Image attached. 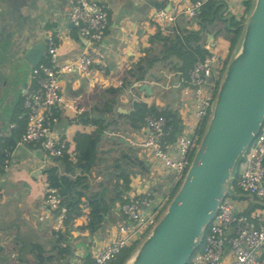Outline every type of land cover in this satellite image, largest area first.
Segmentation results:
<instances>
[{"label":"crops","instance_id":"obj_1","mask_svg":"<svg viewBox=\"0 0 264 264\" xmlns=\"http://www.w3.org/2000/svg\"><path fill=\"white\" fill-rule=\"evenodd\" d=\"M108 1L111 5L109 27L102 44L108 54V68L103 72L99 65H95L90 75L82 72L64 74L62 85L65 93L76 107L84 109L82 114L91 120L97 118L99 109L115 97L114 108L119 113H124L121 109L132 111L133 99L143 100L158 107L169 106L179 111L184 122L187 112L182 107L181 89L189 81V72L185 77L178 71L177 58L155 63L145 81L152 87L151 93L139 90V93L126 92V97H117L109 90L122 87L126 71L139 60L144 50L155 46L153 39L158 33L163 36L174 33L182 35L188 31L200 32V36L212 34L214 38L209 36V40L215 42L216 48L223 52L226 36H220L219 30L210 29L223 24V30L226 31V27L232 23L230 18H225L227 11L223 8L220 17L210 27L206 15L202 17V12L195 17L181 13L175 24L166 25L163 30L154 19L155 12L160 9L171 11L174 7L184 8L192 0ZM216 4L227 6L226 2ZM69 8V0H0V152L11 154L9 167L0 170V264H68L78 255L86 257L87 264H93V254L98 247L108 242L127 222L119 203L113 207H118L117 213L112 216L107 214L102 227L95 233L85 228L82 230L85 220L81 216L74 220L75 227L70 230H66L65 225L57 229L52 216L42 219L48 214L45 201L47 170L58 167L62 174H66V165L60 160L62 158L46 155L38 145L21 142L27 127L24 94L33 83L31 75L34 66L26 59L27 52L35 44L46 42L49 36H54L60 46L58 60L63 62L79 56L89 44L70 21ZM202 11L204 15L206 9ZM229 51L225 48L223 53L228 52L229 55ZM174 85L180 91L176 92ZM82 114L62 116L55 126L73 150H77V133H92L95 130L92 123L76 121ZM100 114L106 121L118 120L116 117L111 118L113 114L109 112L100 111ZM14 123L18 125L17 128L12 126ZM120 125L125 126L124 132L131 133L135 139L125 141L126 134H115L116 131L111 128L105 133L102 146L110 134L121 135V142H130L129 149L123 150V153L132 154L142 163L136 171L131 170L135 173L130 174L128 195L144 190L165 193L170 176L160 166L157 167L160 173L155 172L152 185L146 183L147 174L156 163L151 159L150 152L138 145L145 137V128L135 132L123 119L114 127L120 128ZM102 155L100 164L88 175V195L101 190V166L106 163L104 159H107L105 154ZM161 173L163 177L159 180ZM169 187L171 190L172 186ZM236 192L240 211L247 214L259 211V215L264 217L263 203L241 194L239 190ZM59 230L66 233L63 242L57 234ZM37 247L44 248L43 255L36 252ZM68 247H71L70 253L64 250Z\"/></svg>","mask_w":264,"mask_h":264},{"label":"built area","instance_id":"obj_2","mask_svg":"<svg viewBox=\"0 0 264 264\" xmlns=\"http://www.w3.org/2000/svg\"><path fill=\"white\" fill-rule=\"evenodd\" d=\"M211 2H226V7L222 4L224 10L239 25L243 24L251 8L250 0H192L184 8L157 10L154 19L165 30L166 25L175 24L181 13L188 17L198 16ZM69 5L70 21L89 44L76 58L61 62L58 60V41L54 36L48 37L46 56L32 69L33 83L25 90L27 127L21 142L38 145L51 158L68 154L69 159L76 163L78 151L68 147L67 139L59 134L55 126L62 116L79 115L84 109L76 107L67 96L62 76L73 72L90 75L95 65H99L103 72L107 70L109 58L102 44L109 27L111 5L108 0H69ZM228 57V53L213 48L209 55L197 61L189 70V81L181 89L182 107L187 116L175 138H172V127L167 125L164 116H146L145 137L138 145L149 151L151 159L157 164L147 174L146 183L152 185V178L156 171L160 173L157 169L160 166L170 176L167 190L165 193L148 190L130 193L127 202L120 204L121 212L127 217L126 225L98 247L93 254V264H109L124 248L135 245L163 214V208L171 200L169 186L182 183L199 146L204 120H208L215 102V84L221 82ZM12 126L18 127L16 123ZM10 157L11 154L7 152L4 161L0 162V170L9 167ZM162 177L163 173L159 175V180ZM45 185L48 214L42 219L52 216L55 227L62 228L69 209L62 204L59 190L48 180ZM230 190L231 193L225 196L203 232L197 247L201 251L196 254L195 250L187 264H264V217L259 215V211L249 214L240 211L236 192L239 190L241 194L264 204V124L257 138L239 159L231 177ZM81 208V217L90 220L91 208L86 199ZM68 264H87V260L83 255H78Z\"/></svg>","mask_w":264,"mask_h":264},{"label":"water","instance_id":"obj_3","mask_svg":"<svg viewBox=\"0 0 264 264\" xmlns=\"http://www.w3.org/2000/svg\"><path fill=\"white\" fill-rule=\"evenodd\" d=\"M46 50V42L35 44L26 59L35 67L44 59ZM137 85L146 93L152 91L147 82ZM263 124L264 0H252L185 178L125 264H187L221 202L231 193L236 164Z\"/></svg>","mask_w":264,"mask_h":264},{"label":"trees","instance_id":"obj_4","mask_svg":"<svg viewBox=\"0 0 264 264\" xmlns=\"http://www.w3.org/2000/svg\"><path fill=\"white\" fill-rule=\"evenodd\" d=\"M249 5L250 7L252 6V0H250ZM206 7V13L203 15L202 11L201 15L202 17L206 15V19L208 20L207 23L210 27L215 23L216 18L220 17V5L213 2ZM204 20L205 19H203L202 22H204ZM242 30L243 26L233 23V21L226 27L227 41L230 49L229 57L239 43ZM205 37L200 36V32L195 31H188L182 35L174 33L170 36H163L161 33H158L153 39L155 46L144 50L139 60L133 63L131 68L126 71L127 74L123 77L124 82L122 87L111 88L109 92L115 93L117 97H120V95L126 97L128 88H131L135 83H145L155 63L162 60L172 61L174 58H177L179 61L177 63L178 71L187 77L193 65L210 54L208 46L205 45L210 41H207ZM139 90H137L138 93ZM115 100V97L111 98L104 108H101V110L99 109L96 114L97 118L91 120L87 115L82 114L78 117V120H76L79 123H92L95 126V130L92 133L80 132L75 136L78 151V160L76 163L69 160L68 154L61 157L62 159L60 160L66 165V174H62L58 167L47 170V180L52 186L59 190L63 198L62 204L66 205L69 209L68 218L64 224L66 230L74 228V220L82 215L83 209L81 208V204L84 199L89 202L91 208L89 213L90 220H85V224L81 228L82 230L85 228L91 233L97 232L100 227H102L105 216L111 213L115 204H123L128 200L127 196L131 184L130 174L135 173L132 171H136L137 167L142 166V163L132 154L123 152L120 157L115 160L120 168L116 165L119 173L111 176L109 180L113 184L107 185L108 182L102 181L99 185L100 191L95 192L93 195L87 194V190L90 189L88 175L93 171V168L102 161L101 157L104 153L102 143L106 135L105 133H107L109 128H114L115 125L118 126L123 119V122L129 123L133 131H140L145 127L146 116L152 115L164 116L166 118L167 125L172 127V138H175L176 134L181 131L183 125L182 116H180L179 111L169 106L158 107L153 103L133 99V110L130 111L129 114H124L119 113L118 109L114 108ZM100 111L109 112L111 115L113 114L111 118L116 117L119 121L116 119L106 121V119L102 117V114H100ZM205 128L206 125L204 129L202 128L203 132ZM203 132L201 130L202 134ZM5 154L6 152H0V162L4 161ZM78 229L80 230V228ZM57 234L60 236L61 242L65 241L66 233H61L59 230ZM138 245L136 247L134 245V247L131 246L129 250L125 251V255L121 260L118 259L112 264H125L135 252ZM36 249L37 253L39 252L40 255H43L45 251L44 248L37 247ZM52 249L54 248L52 247ZM64 250L70 253L71 247H68V249L65 248Z\"/></svg>","mask_w":264,"mask_h":264},{"label":"rangeland","instance_id":"obj_5","mask_svg":"<svg viewBox=\"0 0 264 264\" xmlns=\"http://www.w3.org/2000/svg\"><path fill=\"white\" fill-rule=\"evenodd\" d=\"M223 8H224V5H220V9H219V15H220V12L223 10ZM251 8H252V6H251ZM248 14L249 13H247L246 14V16H245V18H244V22H245V20H246V18H247V16H248ZM225 15H226V17L225 18H230L229 17V15L227 14V13H225ZM232 21H233V19L232 18H230ZM243 22V23H244ZM233 23H235L234 21H233ZM215 24V23H214ZM219 26L217 27V28H214V29H210V30H212V31H215V30H219V32L221 33L220 34V36L222 35V36H226V38H227V34H226V31L225 30H223V24H218ZM239 25V24H238ZM240 26H243V24L242 25H240ZM169 33V32H168ZM209 33V32H208ZM211 33V32H210ZM212 34H209L208 36H204L206 39H207V41L209 40V36H211ZM210 41V40H209ZM226 41V43L224 44V49H223V52L225 53V48L227 49V50H229V43H228V41H227V39L225 40ZM206 46H209V45H211L212 47H208V49L209 50H212L213 48H214V50H217V45L215 44V42L213 43V42H207V44H205ZM226 53H228V52H226ZM164 61H166V60H164ZM165 81V80H164ZM144 83V82H143ZM177 83V82H176ZM219 83H220V81H219ZM218 82H216V84H215V88H214V93L215 92H217V90H218V84H219ZM138 83H135L133 86H132V88H128V90H127V93H129V94H134L137 90H141V88L137 85ZM176 85V84H175ZM174 85V87H175V90H176V92H178V91H180L179 90V88L177 87V86H175ZM142 91V90H141ZM216 94V93H215ZM207 120V119H206ZM206 120H204V123H203V126H202V128L204 129V127H205V125H206ZM208 120H209V118H208ZM207 123H208V121H207ZM207 126V125H206ZM124 127L125 126H123V125H120V128H115L114 127V131H116V133L115 134H118V133H120L121 132V134L122 135H125L126 134V138H124V140L125 141H129V140H134L135 138H134V136L131 134V133H129V132H124ZM203 129H202V132H203ZM109 130H111L110 128H109ZM112 131H113V129H112ZM115 134H110L109 136H110V138H108V140L107 139H105V142H104V145H103V154H105L106 156H107V159H104L105 160V164H103L102 166H101V169H102V171H101V173H102V178H101V180H100V183L102 182V181H105V182H108L107 183V185H112L113 183L112 182H110L109 180L111 179V176H113V175H115V174H117V173H119V170H117V162L115 161L117 158H119L120 157V155H121V153L123 152V150H126V149H129V144H130V142L128 143V144H126V143H123V142H121V139H122V137H121V135H115ZM127 139V140H126ZM117 165V166H116ZM119 168H120V166H118ZM160 175H162V173L160 174ZM180 183L179 184H175L174 186H172L171 187V194H170V199H172L173 198V196H175V194L177 193L176 191H177V189H179L180 188ZM176 192V193H175ZM175 193V194H174ZM171 201V200H170ZM169 201V202H170ZM167 206H168V203H167V205L163 208L164 209V211H165V209L167 208ZM117 208V209H116ZM117 211H118V207L117 206H115V208L113 209V211H111V213L108 215V216H112V214H114V213H117ZM163 211V212H164ZM125 220V219H124ZM155 224V223H154ZM149 232V231H148ZM147 232V233H148ZM146 233V234H147ZM146 234L134 245L135 247L138 245V244H140V242H142L143 240V238L146 236ZM133 246V247H134ZM131 247H126V248H124L119 254H117V255H115L113 258H112V260L110 261V263L109 264H112L114 261H117L118 259H122V257L125 255V251H127V250H129ZM201 251V249L199 248L198 250L196 249V254H198L199 252ZM195 253V252H194Z\"/></svg>","mask_w":264,"mask_h":264},{"label":"clouds","instance_id":"obj_6","mask_svg":"<svg viewBox=\"0 0 264 264\" xmlns=\"http://www.w3.org/2000/svg\"><path fill=\"white\" fill-rule=\"evenodd\" d=\"M45 56H46V55H45ZM206 124H207V123H206ZM21 137H22V136H21ZM238 161H239V160H238ZM237 164H238V162H237ZM237 164H236V167H237ZM236 167H235V169H236ZM235 169H234V170H235Z\"/></svg>","mask_w":264,"mask_h":264}]
</instances>
